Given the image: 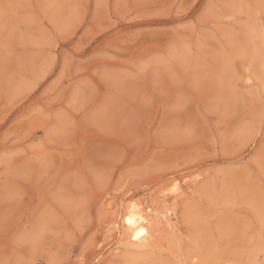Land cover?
Wrapping results in <instances>:
<instances>
[{
    "label": "rangeland",
    "instance_id": "obj_1",
    "mask_svg": "<svg viewBox=\"0 0 264 264\" xmlns=\"http://www.w3.org/2000/svg\"><path fill=\"white\" fill-rule=\"evenodd\" d=\"M160 193L145 264H264V0H0V264H140Z\"/></svg>",
    "mask_w": 264,
    "mask_h": 264
},
{
    "label": "bare ground",
    "instance_id": "obj_2",
    "mask_svg": "<svg viewBox=\"0 0 264 264\" xmlns=\"http://www.w3.org/2000/svg\"><path fill=\"white\" fill-rule=\"evenodd\" d=\"M177 186L178 185H175L176 190L171 191L172 196L174 195L173 197H175V199H178V198H181L183 196L188 195L187 189L183 188L182 186H179V187H177ZM193 186H195V184ZM159 195L162 196V198H163V202L161 203V205L163 207L159 206L158 208H152L149 206L146 207L142 203H136V202H132V201L126 206H124L123 203L118 205L115 203L114 197L106 199L103 202L101 201L102 202L101 209L103 207H106L107 209H113V210L116 209V212H119L121 210L124 211L123 213L120 214L121 223L119 224L118 221H115L113 223V226H114L113 229L116 231V241H117V243H116L117 247H116L115 251L124 250L125 253L136 255V257L134 259V261L136 263H140V264L146 263L147 260L144 256L149 255L153 251V249H154V246H153L154 238H155L156 234L161 231L162 228H165V229L170 230V231L171 230L174 231L176 229V223L173 222V219L178 218L177 217V210L175 209V207L174 208H169L168 206L166 207V203H167L166 201H167V198L169 197L168 194L164 193L161 195V193H160ZM158 198H159V196H158ZM154 201H156V199ZM125 203H127V202H125ZM30 233H31V231H30ZM33 233L34 232L32 231V234ZM171 233H169V234H171ZM14 243H15V241H14ZM198 253H200V252H198ZM200 254H202V253H200ZM102 255H103V253H102ZM123 256L125 257V255H122V257ZM120 257H121V255H120ZM225 258H227V257H225ZM183 259H184V257H183ZM190 259H191V262H193V263L195 261L199 260L197 255H193L192 257H190ZM118 263H120V262H118Z\"/></svg>",
    "mask_w": 264,
    "mask_h": 264
}]
</instances>
